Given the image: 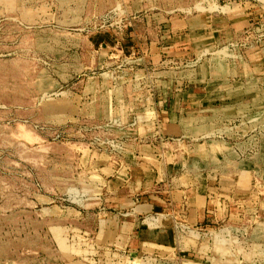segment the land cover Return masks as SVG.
Returning a JSON list of instances; mask_svg holds the SVG:
<instances>
[{
    "label": "rangeland",
    "instance_id": "obj_1",
    "mask_svg": "<svg viewBox=\"0 0 264 264\" xmlns=\"http://www.w3.org/2000/svg\"><path fill=\"white\" fill-rule=\"evenodd\" d=\"M0 264H264V0H0Z\"/></svg>",
    "mask_w": 264,
    "mask_h": 264
},
{
    "label": "crops",
    "instance_id": "obj_2",
    "mask_svg": "<svg viewBox=\"0 0 264 264\" xmlns=\"http://www.w3.org/2000/svg\"><path fill=\"white\" fill-rule=\"evenodd\" d=\"M163 124L170 130H177L178 127L177 123L171 121L170 119H168L166 122H163ZM162 174L163 173H161L160 176H162ZM117 178L122 179L124 184L126 183V176L124 178L117 176ZM144 181V179L137 181L136 183L138 184V187H141V182ZM191 181L192 179L189 180V177H187L183 183L179 184L181 189H176L171 193V203L173 207V213L177 216V218L181 219L182 221H190L194 224L198 221L197 219L200 215L202 216V219L205 220V217L208 216L210 211L211 203L209 202L210 200H208L209 190L207 189V184L205 186H202V183L201 185L194 184L195 188L193 190H189V188L193 185ZM111 182L112 180L108 179V186L111 184ZM130 190L133 191L132 189ZM154 198H157L159 202H163L164 204L167 200L164 198L163 201H161L157 196L149 194L144 199H142L141 202L134 203L129 201V198L127 199L125 197L124 201H126V206H128L129 209L128 214L134 212L145 213L152 211L158 206V202L156 203L153 201ZM185 204L186 206H184ZM142 225V222L136 224V220L133 218L126 221L121 228H117V225H110L109 230L110 233L113 234L114 240L120 241L122 244L127 246L135 245V242L140 243L142 246L153 245L165 248L177 244L176 240L179 237L174 236L173 238L169 229L162 228L158 230L155 227H142ZM178 242L180 241L178 240Z\"/></svg>",
    "mask_w": 264,
    "mask_h": 264
}]
</instances>
